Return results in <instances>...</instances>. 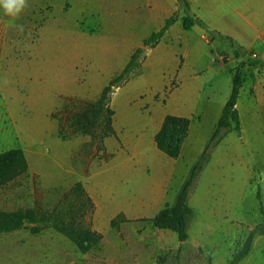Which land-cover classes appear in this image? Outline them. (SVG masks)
Listing matches in <instances>:
<instances>
[{"label":"crops","instance_id":"0c3cea01","mask_svg":"<svg viewBox=\"0 0 264 264\" xmlns=\"http://www.w3.org/2000/svg\"><path fill=\"white\" fill-rule=\"evenodd\" d=\"M187 1L189 6L185 10L178 0H25L26 6L18 18L0 17V32L7 29L8 33L9 25L14 24L19 26L14 29L15 34L22 36L24 33L20 28L27 23L26 10L30 4L36 2L43 8L38 40L50 37L55 42L51 51V73L53 82L59 85L53 91L54 109L50 114L63 105L66 97L95 100L137 49L147 50L143 55L141 52L139 67L123 84L113 88L110 101L113 133L104 137L101 157L93 159L90 156L87 162L84 159L74 168L68 167L64 175H59L55 165L54 177L49 183L55 188L68 190L81 181L93 201L90 220L92 227L102 233L101 257L98 262L88 264H155L163 251L177 254L179 249L180 245L167 247L174 234L170 229L156 228L151 218L174 201L190 167L211 135L209 129L207 132L202 129V119L206 116L213 118L214 126L225 101L217 117L208 115L209 93L205 91V83H200L197 77L200 78V74L211 65L208 60L203 66L190 67L187 50L173 52L172 78H151L152 72L163 71L166 55L158 49L162 42L166 38L176 39L177 31L192 34L187 36L186 44L192 41L193 45L199 39L210 43V36L222 35L239 42L240 51L247 57L252 54L264 58V0H238L235 9L241 20L227 18L228 14L222 10L225 0ZM173 14L176 15L175 21L164 31L158 43L143 47L144 40ZM185 15L198 18L203 28L196 32L194 25L185 29L182 19ZM79 21L83 24L80 25ZM49 26L52 34L47 35L45 30ZM208 29L210 35L205 31ZM250 33H253L252 38ZM68 43L69 49L66 47ZM245 55L242 53L239 57L238 53L236 57L241 59ZM247 57L242 60L251 58ZM259 71L257 75L249 76V94L264 113V69ZM236 107L242 132V113L237 103ZM167 114L190 119L178 157L168 156L157 148L155 142V134ZM57 136L59 140H65L59 137L58 130ZM53 158L58 166L59 151L54 152ZM28 165L31 170L29 160ZM144 173L148 176L140 178ZM117 217L123 220L112 226L111 221ZM151 227L154 232H149ZM142 229L146 240L127 243L119 238ZM184 242L181 246L185 245Z\"/></svg>","mask_w":264,"mask_h":264},{"label":"rangeland","instance_id":"374dc122","mask_svg":"<svg viewBox=\"0 0 264 264\" xmlns=\"http://www.w3.org/2000/svg\"><path fill=\"white\" fill-rule=\"evenodd\" d=\"M237 1L225 0L222 10L228 14L227 18L241 20L235 9ZM42 10L38 3L30 4L26 10L27 23L20 28L24 35L15 34L14 29L19 26L14 24L9 25L8 33L7 29L0 32V151L21 147L32 163L31 170L0 186V209L4 210L34 205L52 208L66 194L68 196L57 209L78 208L81 199H75L68 192L62 194L67 189L49 184L54 177V166L58 167L59 175H64L68 167L74 168L84 159L87 162L90 156L93 159L101 157L100 143L88 133L71 135L65 142L58 139V122L50 114L54 109L53 91L59 87L53 82L51 73V51L55 42L50 37L38 40ZM0 17L7 18L4 10H0ZM193 25L194 32L203 28L197 22ZM205 31L210 35V29ZM45 33L52 34L50 26ZM191 35L177 31L176 39L166 38L162 42L158 49L166 55L163 71L152 72L151 78L173 77L170 70L174 51L183 53L187 50V62L193 68L203 66L209 60L210 68L197 79L205 83V91L209 93L208 115L217 117L230 94L235 67L247 56L235 40L212 39L210 36V43L199 39L197 44L193 45L192 41L186 44L187 36ZM249 36L252 38L253 33ZM66 47L69 49V43ZM138 50L142 59V48ZM237 52L239 57L242 53L245 56L240 59L236 57ZM256 65L242 67L246 73L245 81L237 100L242 113V132H223L211 147L210 157L190 189L188 202L193 216L188 224L189 236L184 242L190 249L181 246L183 243L176 232L170 230L174 237L167 247L180 245L177 254L163 251L155 264H232L235 255L245 246L251 248L237 264H264V113L249 94V76L261 72ZM251 95L255 93L251 92ZM202 120V129L212 132L213 118L206 116ZM56 150L61 154L58 166L53 158ZM146 176L144 173L140 178ZM153 227L149 232L155 231ZM142 231L126 233L119 238L127 243L143 241L146 239H143ZM99 257L100 242L83 254L53 228L38 234L25 228L0 234V264H88L98 262Z\"/></svg>","mask_w":264,"mask_h":264},{"label":"trees","instance_id":"16d2710c","mask_svg":"<svg viewBox=\"0 0 264 264\" xmlns=\"http://www.w3.org/2000/svg\"><path fill=\"white\" fill-rule=\"evenodd\" d=\"M178 1L185 10L188 8L187 0ZM175 19L176 15L174 14L167 18L161 28L152 32L144 40V46H155L164 31ZM182 19L185 29H189L196 22H201L198 18H191L188 15L183 16ZM220 37L225 40H231L228 36L220 35ZM138 52L139 50L137 49L131 55L123 70L110 80L95 100H81L75 97L65 98L63 105L51 114L53 118L57 119L59 137L65 139L77 133H88L93 139L98 140L100 143L99 148L103 147L104 137L113 133V109L110 106L111 93L114 87L123 84L129 75L139 67L142 59L139 57ZM249 60L250 62H248ZM249 60H241L235 67L231 78V91L223 105L221 114L203 151L192 164L179 187L174 201L165 205L151 218L156 228L175 231L178 240L181 242L188 238V224L193 216V209L188 202L190 189L208 161L211 147L217 143L223 132L236 131L240 133L241 131L239 111L236 103L240 88L245 81L242 67L257 63L256 66L258 68L264 69V58L259 59L253 56ZM189 123L190 119L186 116L165 115L159 130L155 134L157 148L170 157H178L187 136ZM28 167L27 157L21 147L0 151V186L27 172ZM66 192L75 199L82 200L78 208H70L64 211L57 209L60 202L68 196L66 194L62 196L56 206L48 209H44L39 205L17 210L0 209V234L22 228L28 229L32 234H38L46 228H53L73 242L81 253L88 252L102 238V233L92 227L90 220L94 207L93 201L85 191L81 181H77L62 194ZM71 206H74V204ZM122 220V217L114 218L111 221V225L116 226ZM250 248L245 246L235 255L231 263L237 264L249 252Z\"/></svg>","mask_w":264,"mask_h":264},{"label":"clouds","instance_id":"9594fccd","mask_svg":"<svg viewBox=\"0 0 264 264\" xmlns=\"http://www.w3.org/2000/svg\"><path fill=\"white\" fill-rule=\"evenodd\" d=\"M25 6V0H0V7L7 16L13 19L18 18Z\"/></svg>","mask_w":264,"mask_h":264},{"label":"water","instance_id":"95a60500","mask_svg":"<svg viewBox=\"0 0 264 264\" xmlns=\"http://www.w3.org/2000/svg\"><path fill=\"white\" fill-rule=\"evenodd\" d=\"M145 51H147L146 49H144V51L142 52V55H143V53H145Z\"/></svg>","mask_w":264,"mask_h":264}]
</instances>
